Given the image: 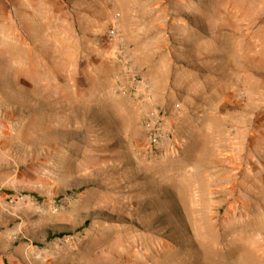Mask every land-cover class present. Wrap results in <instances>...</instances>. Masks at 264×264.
Returning <instances> with one entry per match:
<instances>
[{
    "label": "rangeland",
    "instance_id": "rangeland-1",
    "mask_svg": "<svg viewBox=\"0 0 264 264\" xmlns=\"http://www.w3.org/2000/svg\"><path fill=\"white\" fill-rule=\"evenodd\" d=\"M159 263L264 264V0H0V264Z\"/></svg>",
    "mask_w": 264,
    "mask_h": 264
},
{
    "label": "built area",
    "instance_id": "built-area-1",
    "mask_svg": "<svg viewBox=\"0 0 264 264\" xmlns=\"http://www.w3.org/2000/svg\"><path fill=\"white\" fill-rule=\"evenodd\" d=\"M114 34H115V32H114V29L113 28H111V29L108 30V37H113Z\"/></svg>",
    "mask_w": 264,
    "mask_h": 264
},
{
    "label": "bare ground",
    "instance_id": "bare-ground-1",
    "mask_svg": "<svg viewBox=\"0 0 264 264\" xmlns=\"http://www.w3.org/2000/svg\"><path fill=\"white\" fill-rule=\"evenodd\" d=\"M64 65V64H63ZM203 187V186H202ZM202 192V191H201ZM202 194V193H201ZM198 222V221H197ZM199 223V222H198ZM196 224V223H195ZM193 225H194V223H193ZM196 227V226H195ZM201 227V226H200ZM125 233H127V232H125ZM120 237V236H119ZM122 238V237H121ZM121 240V239H120ZM113 244V243H112ZM119 244V243H118ZM251 252V251H250ZM248 253V252H247ZM251 256V255H250ZM155 257V256H154ZM156 258V257H155ZM241 258V257H240ZM251 259V258H250ZM246 260V259H245ZM253 261V260H252ZM251 261V262H252ZM247 262V261H246ZM160 264V263H159ZM251 264V263H250Z\"/></svg>",
    "mask_w": 264,
    "mask_h": 264
},
{
    "label": "trees",
    "instance_id": "trees-1",
    "mask_svg": "<svg viewBox=\"0 0 264 264\" xmlns=\"http://www.w3.org/2000/svg\"><path fill=\"white\" fill-rule=\"evenodd\" d=\"M7 193H9V192H7ZM60 235H61V233H59Z\"/></svg>",
    "mask_w": 264,
    "mask_h": 264
}]
</instances>
